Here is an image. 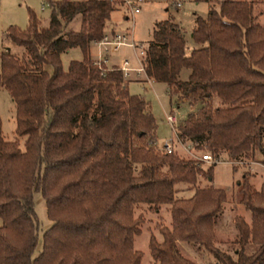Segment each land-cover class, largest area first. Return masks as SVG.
<instances>
[{
    "label": "trees",
    "instance_id": "16d2710c",
    "mask_svg": "<svg viewBox=\"0 0 264 264\" xmlns=\"http://www.w3.org/2000/svg\"><path fill=\"white\" fill-rule=\"evenodd\" d=\"M208 3L195 15L184 53L180 25L155 21L138 60L151 81L166 84L176 99L197 103L174 126L170 152L157 148L149 103L127 91L116 66L93 63L91 42L105 32L116 0H47L46 23L28 8L26 27L3 35L24 47L0 52V84L15 103L16 136L5 139L0 120V264H139L132 246L141 216L134 209L167 204L170 223L148 237L154 264H195L177 245L205 250L212 264H264V180L258 187L243 170L235 181V214L228 250L213 245V228L227 195L224 188L196 186L200 159L179 156L176 142L209 151L214 161L264 162V26L253 0ZM76 16L78 27L73 26ZM78 48L80 59L63 67L61 54ZM187 68L186 79L179 78ZM192 188L175 196V184ZM39 192L52 223L34 255Z\"/></svg>",
    "mask_w": 264,
    "mask_h": 264
},
{
    "label": "rangeland",
    "instance_id": "374dc122",
    "mask_svg": "<svg viewBox=\"0 0 264 264\" xmlns=\"http://www.w3.org/2000/svg\"><path fill=\"white\" fill-rule=\"evenodd\" d=\"M116 1L115 8L110 12L109 19L106 22L110 21L111 26L115 28L113 31L123 32L126 30L128 32L127 38L136 45H121L115 51L109 50L105 57H107L108 64H119L122 58H126L132 69L139 65L138 49L150 39L151 28L155 21L165 18L176 21L180 25L185 39L184 53L188 54L191 47L195 45L190 36L193 18L195 15L204 17L208 9L207 2L195 0H129L132 1L130 3L132 5L131 8L125 0ZM176 2H179V4L176 5ZM253 2L255 19L264 26V0H253ZM28 8L32 9L43 23L47 22L50 14V7L47 5V0H44V2L42 0H0V52L5 49L18 55L24 52L23 46L4 37L3 33L11 24L21 28L26 27L28 22ZM78 19L79 17L76 16L73 21L75 28L78 27ZM97 51L98 46L92 43L90 45V55L94 59L98 55ZM80 58L81 52L76 47L70 48L61 54L64 68H67L71 59ZM101 65L107 67L105 66V62H102ZM187 74L188 69L183 67L179 72V78L186 79ZM123 78L126 81V88L129 93L140 95L148 101L154 117V134L157 144H160L164 139L174 133L173 129L165 120L166 114H173L177 124L184 118L188 111L194 110L198 105L197 103H189L184 99H176L174 95L168 93L164 83L148 80L136 70H131ZM15 108V103L11 99L7 89L0 84V120L2 134L5 139H14L16 136ZM180 143H175L174 150L179 156L185 159H198L204 151L193 148H189V151H186ZM261 157L264 158V155H261ZM209 163L204 160L200 161L199 165L202 172L197 175L196 186H205L210 183L214 186L222 187L226 191L227 198L222 203L221 210L218 213L213 228V245L220 249L226 248L228 250L231 246H234L232 242L235 234L232 223L233 216L240 214L245 220H248V211L236 202L234 196L235 181L240 177L241 172L247 169L249 171L248 181L256 188L264 180V172L260 165L255 164L254 160L249 158H241L237 161H232V159L222 160L214 163L211 172L212 178L208 179L204 172ZM188 186V184L183 182L176 183L175 196L189 195L192 192V188H188ZM34 203L39 220L38 241L34 250V255H36L42 247V232L52 221L47 216L44 199L39 192L34 194ZM138 214L141 216V221L138 226L139 232L133 234L132 246L134 249L141 251L142 255L139 264H154L150 259L147 248L148 237L150 234H153L157 239H160L157 225H168L170 223L169 208L167 204H161L157 209H153L146 204H140L134 209V215ZM177 245L181 253L193 259L195 264H212L213 259L205 250H199L196 246L194 247L184 242H178Z\"/></svg>",
    "mask_w": 264,
    "mask_h": 264
},
{
    "label": "built area",
    "instance_id": "2783aa9c",
    "mask_svg": "<svg viewBox=\"0 0 264 264\" xmlns=\"http://www.w3.org/2000/svg\"><path fill=\"white\" fill-rule=\"evenodd\" d=\"M44 2V0H42ZM129 7L131 8V2L129 0H125ZM179 2H176V5H178ZM98 46V55L96 59L93 58V63L100 66L102 62H105L107 60V57L105 55L108 53L109 50L115 51L117 50L121 45H129V46H135L136 44L132 41H130L127 38L126 32H120V31H111V32H104V34L97 40L93 41ZM118 67L123 74V77L127 76L129 74V70L132 69L129 66L128 60L126 58H122ZM136 71H141L142 67L139 63V66L134 68ZM143 71V70H142ZM166 122L170 125V127L174 130V126L176 124V118L173 114H166L165 115ZM173 139H174V133L164 139L160 144H157V148L161 151L170 152L173 148ZM182 147L189 151V146L187 143H180ZM200 160H204L207 162H213L214 159L209 151H203L200 156L198 157ZM255 164L260 165L263 168L264 172V162L260 161H254Z\"/></svg>",
    "mask_w": 264,
    "mask_h": 264
},
{
    "label": "crops",
    "instance_id": "0c3cea01",
    "mask_svg": "<svg viewBox=\"0 0 264 264\" xmlns=\"http://www.w3.org/2000/svg\"><path fill=\"white\" fill-rule=\"evenodd\" d=\"M125 18H126V16H124ZM110 27V28H109ZM113 26H111V23H110V21L109 22H106L105 23V32H111V31H113V30H115V28L113 27ZM107 28V29H106ZM123 32H126V30L125 31H123ZM126 33H128V32H126ZM92 43H94V42H91V44ZM90 44V45H91ZM89 56L91 57V58H94V57H92L91 55H90V46H89ZM139 61V60H138ZM120 64V63H119ZM119 64H115V63H112V64H108V62H107V60L105 61V66H107V67H110V66H112V65H117V66H119ZM139 66V65H138ZM137 66V67H138ZM132 68V67H131ZM133 68H136V67H133ZM131 70H135V69H130L129 70V73H130V71ZM138 73L141 75H143L144 77H145V74H144V72L143 71H138ZM146 78V77H145ZM149 80V79H148ZM159 82H161V81H159ZM162 83H164V82H162ZM165 84V83H164ZM165 86H166V84H165ZM167 88V87H166Z\"/></svg>",
    "mask_w": 264,
    "mask_h": 264
}]
</instances>
